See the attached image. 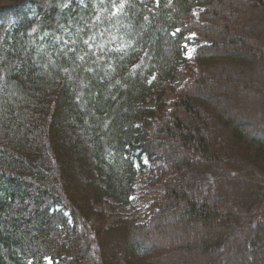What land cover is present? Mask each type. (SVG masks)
<instances>
[{
    "label": "trees",
    "instance_id": "1",
    "mask_svg": "<svg viewBox=\"0 0 264 264\" xmlns=\"http://www.w3.org/2000/svg\"><path fill=\"white\" fill-rule=\"evenodd\" d=\"M252 13L264 21V0H14L0 8V264H166L169 253L143 234L168 228L160 223L168 214L176 232L199 222L209 236L191 253L224 246L228 235L208 233L230 223L210 199L214 191L225 198L220 154L262 182L239 210L247 242L262 246L250 263L264 264V128L227 106L236 93L212 95L220 73L249 62L237 48L255 49ZM182 66L189 79L175 90ZM144 160L154 167L141 181L163 186L148 220L98 212L110 200L112 210L129 204Z\"/></svg>",
    "mask_w": 264,
    "mask_h": 264
},
{
    "label": "rangeland",
    "instance_id": "2",
    "mask_svg": "<svg viewBox=\"0 0 264 264\" xmlns=\"http://www.w3.org/2000/svg\"><path fill=\"white\" fill-rule=\"evenodd\" d=\"M13 1L14 0H0V8L12 4ZM248 19L251 24H255L254 28L256 31V36L252 39H249L248 41L251 44L254 43L255 49L248 50V47L244 46L246 50L242 51L240 50V47L237 48V50L241 51V53L244 52V54L247 53L250 58L248 59L249 62L242 67L236 64H231L232 67L229 71H223L222 73H220L218 78L219 86L218 88L212 90V95L214 98H217L224 95L227 96L229 92L233 94L236 93V98L232 97L235 99V101L231 100L233 101V103L230 104L228 100H226V102H228L227 106L232 105L235 113L237 112V114L246 116L247 120L255 122L260 128H264V21L262 20L261 16L257 15V13H252V15ZM213 25L217 30L216 33L222 32L224 26L223 22L220 21V18H218L217 21L213 23ZM190 36L194 37V34L191 33ZM228 49L229 47L225 46L224 48H216V51H227ZM257 49H260L262 53L257 52ZM193 50L194 48L190 47L186 53V56L190 60V63L194 62ZM188 79L189 75L186 73L185 68L182 66L180 67V70L177 73L175 79L171 81V84L173 88L177 90L183 87ZM230 79L232 80L231 82ZM207 80L210 83L213 82L209 77L207 78ZM225 85H228V87L226 88ZM198 91L199 90H196V92ZM164 101L168 106H170L174 101V94H171V92L167 91L164 97ZM153 105L154 104H152L151 106ZM208 118L212 120V117L210 115H206V122H209ZM216 125L219 127L221 126V124H219L218 122H216ZM219 127L217 128L220 129ZM201 128L205 137H209V139L212 138V133H210L209 128H205L203 124H201ZM218 129L216 131V134L218 135L220 133L219 135L222 137L223 131L222 129L221 131H218ZM163 155L162 153L157 154L159 160H157L156 165L160 168H163L165 164L163 159H161ZM219 157L220 161L217 162V164L223 169L222 173L225 174V177L223 178L226 183L222 180L223 190H225V198L223 197V199H221L223 192H219L217 194V191H214V194L212 193L210 195V199L212 202H215L217 200L219 202L220 210L222 212L226 211L228 214H230V223L228 225H225V223H223L216 229H214V227H211L208 233H212V235H214L215 233L219 232V234L223 233V235H228L229 238L227 237L228 239H226V244L224 246L221 244V247L219 248L212 247V249H206L205 252H202L199 249L201 247H204L205 245L202 246L201 240L209 236H205L204 232L201 233L199 231V222L189 223L186 226L185 231L179 230L178 232H176L177 230L175 229H177L179 226L175 225L177 218H171L170 214L165 215L164 219L160 220V223H162V226L163 224L168 226V228L162 230V228L156 227L155 224V226H153L150 230L148 229L147 231H145L143 235H149L150 237L152 236L150 243H155L158 248L162 249L166 253H169L168 260L170 261L167 260L165 262L166 264H256V258L258 259L261 257L258 250L260 248L262 249V246L257 245L253 247L251 241L247 242L248 238L246 236V233H244V231H246V225L244 222L245 218L242 214H240L241 211L239 210V207L241 206V203H243L246 199L243 196L246 190L250 191V189L255 188L256 186H260L259 184H262V182H260V180L256 179V177L252 175V169L247 165V167L237 168L233 165H228V162L225 161V157L221 156V154L219 155ZM143 165L145 166V169L142 173L140 172L136 192L131 196L129 204L124 206H116V209L112 210L110 205L113 203L110 200L108 203L102 206H98V212H102L105 215L110 216V220L115 219V217H118V215L128 218H136L137 222H146L148 220L151 212V205L153 203L152 198L156 193L163 191V186L159 182L151 185L150 182L143 183L141 181V179L147 180L148 175H150L151 170L154 167V165H152L147 160L143 161ZM233 169L236 170V174L232 173L231 175H229V173L232 172ZM164 170L165 167L160 173H164ZM252 171L254 172V170ZM153 175H155V178L157 177L156 173H153ZM234 175H236V177H234ZM187 190L188 189H186V191ZM240 192H242V194H240ZM204 197L207 198L205 194ZM178 211L180 212V210ZM111 215H114L115 217L111 219ZM95 221L96 216L94 215L91 220H89V226H95ZM212 225H214L213 221H211L210 226ZM213 230L215 232L214 234ZM142 236H140V239L143 238ZM240 239L241 241H239ZM238 242L239 245H237ZM192 243L198 244L199 249L197 248V254L191 253L192 250L190 249L192 248L190 246L194 247ZM177 246H181L186 249L175 252ZM173 252L176 255L172 257L171 255ZM242 253L244 254L243 257L245 259L242 257ZM250 255H254V259L252 260L256 262L253 261V263H250ZM157 260H162V257L159 255ZM46 264L54 263L51 259H47Z\"/></svg>",
    "mask_w": 264,
    "mask_h": 264
}]
</instances>
